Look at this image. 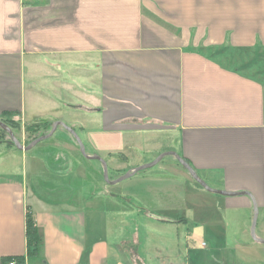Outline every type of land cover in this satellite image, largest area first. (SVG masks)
<instances>
[{"label": "crops", "instance_id": "obj_1", "mask_svg": "<svg viewBox=\"0 0 264 264\" xmlns=\"http://www.w3.org/2000/svg\"><path fill=\"white\" fill-rule=\"evenodd\" d=\"M5 119L77 125L110 180L135 166L129 146L116 152L105 143L137 136L155 153L137 163L172 151L208 185L251 197L204 189L171 152L120 192L107 190L103 202L120 198L121 226H134L130 238L118 236L98 227L103 206L83 193L89 184L72 190L86 169L79 158L66 168L65 189L54 177L65 170L44 169L36 157L17 167L24 150L8 144L0 151V264L14 256H23L15 264H176L173 242L145 246L140 233L187 224L196 206L186 190L247 213L254 200L264 212V0H0ZM66 143L76 153L72 137ZM89 160L96 177L103 163ZM27 213L41 237L33 254Z\"/></svg>", "mask_w": 264, "mask_h": 264}, {"label": "rangeland", "instance_id": "obj_2", "mask_svg": "<svg viewBox=\"0 0 264 264\" xmlns=\"http://www.w3.org/2000/svg\"><path fill=\"white\" fill-rule=\"evenodd\" d=\"M55 121H53V123ZM32 122L25 126L17 121L13 123L17 127L12 128L11 130L13 131L16 139L24 145L32 141L36 138V136L43 135V133L47 134L51 131L53 125L52 123L50 127H47L50 123L47 124L46 122L43 123L40 121ZM72 128L76 131V134L84 147L85 153L81 152L79 144L73 135L59 125L55 129V132H53L49 137L41 139L30 149L22 151L20 158H15L13 162L18 164L17 167H20L21 164L23 167L25 162H30L33 157H36L34 158L36 163L39 166L44 167V169L58 172L65 170L61 175L54 177L64 186L65 189H69L64 182L67 177L70 176L66 171V168H69L72 163L75 166V162L79 158L83 164H86V169L84 170V175L82 173V169H80V173L82 175H80V179L78 180L79 182L72 187V190L79 192L80 187L84 183H88L89 187H82L83 193L88 194L94 199L93 203L95 204L93 207L95 209L98 210L100 206H103L101 212L97 211V213H100L99 215H101L100 218H96L99 223L98 227H103L100 224L104 222L106 225L104 229H109L111 227L117 232L118 236L121 235L123 237L130 238V234H132V236L134 235V226L132 223L128 224V227L125 225L121 226V218L118 216L119 208L122 207L119 205V202L121 201L120 198H117L118 203L112 201V205L110 207L106 201L103 202V199L105 195H107V190L120 192L122 189L121 187H125L130 184L133 179L132 177H135L134 175H137V173L145 170L153 169L155 165L142 168L134 175L129 176L118 183L107 184L108 182L103 176L104 165L103 169L100 168L98 172L99 174L97 173L96 177L94 176V172H91L92 169L90 168V164L93 162L86 156L90 152L89 147H91L90 144H88V139L82 135L80 132L81 129H79L77 125H74ZM4 131L5 130L0 127V144L3 143L0 146V151L6 149L5 145L8 144L12 146V149H16V147L10 143V136ZM69 137H72L73 141L77 143L76 153H71L66 147L68 146L66 141H68ZM135 138L139 137L134 136L128 140L123 139V142L111 141L106 142L105 144L112 151L116 152H119L118 150L123 147L125 149L129 146L128 149L122 150L128 154L130 159L129 165L137 167L139 165L135 164H144L137 163L139 162V159L137 158L138 156L144 154L147 158L154 156L155 153L151 152V146L147 148L146 146H144V148L141 147L140 142H138ZM23 153L26 154L25 157ZM102 154L103 153H101V156ZM168 156L169 155L165 157ZM157 157H154L147 162L149 163L154 161ZM87 171L89 177L85 175ZM21 173V170L18 169L17 175L19 176ZM107 173L108 177L113 176V174L109 172L108 167ZM93 177L96 179L94 184L91 183V178L93 179ZM186 177L191 179L188 173ZM210 182L213 184V187L209 185L210 188L216 189L214 188L216 183H213V181ZM207 195L208 196H205V198L195 196L194 194H191L189 190H186L187 202L191 200L192 204L196 206L192 209L189 222L184 225L174 224L173 226L167 227L162 226L164 225L162 223L159 225L155 224L154 227L150 228L149 232L144 230V233H140V240L145 246H147V244L151 241H157V245H159L160 248L163 242L166 244H168L167 242L169 241L173 242V253L175 254L174 260L176 258V264H182V262H185V264H264V243L256 241L250 231L254 210L249 213L244 210H236V212L233 209L225 207L222 203L223 198L221 196L214 194ZM199 206L202 208H199ZM255 235L258 237L264 236V212L259 209H257ZM104 237L112 239L114 235L105 233ZM151 243L149 245L150 248L147 249V253L150 252L151 256H154L156 250L151 247ZM168 252L169 250H162L161 252H157V254L167 255ZM123 259L128 260L127 264H131L130 259L127 257ZM137 263L144 264V262L140 261H137Z\"/></svg>", "mask_w": 264, "mask_h": 264}, {"label": "water", "instance_id": "obj_3", "mask_svg": "<svg viewBox=\"0 0 264 264\" xmlns=\"http://www.w3.org/2000/svg\"><path fill=\"white\" fill-rule=\"evenodd\" d=\"M61 125L64 129H66L69 133H71V135H73V137L76 139V141L79 144V147L81 149L82 153H85L84 151V147L80 141V139L78 138L76 131L73 130V128L67 124H65L62 121H55L52 125L51 131H49L47 134H43L40 135L38 137H36L35 139H33L32 141H30L28 144L24 145L21 142H19L16 137L13 134V131L11 130L10 127H8L3 121L0 120V127L2 129H4L8 135L10 136V140L11 142L14 144V146L20 150H28L30 149L34 144H36L37 142H39L41 139L47 138L49 137L54 131L55 129ZM172 151L169 152H165V153H161L154 161H151L149 163L143 164V165H139L137 167H135L134 169H132L129 172L124 173L123 175L117 177L116 179L113 180H109L108 178V173H107V166L104 163L103 159L99 156V155H86L88 158H93V159H97L99 161H101L104 165V179L109 183H116L119 182L125 178H128L129 176L134 175L135 173H137L139 170H141L142 168L151 166L156 164L159 160H161L163 158V156H165L168 153H171ZM172 154L175 156L176 160L186 169V171L189 173V175L199 184L201 185L204 189L210 191V192H214V193H219V194H224V195H242V194H246L249 195V193L247 191H237V192H228V191H223V190H219V189H211L210 186L197 174V172L190 166V164L185 161V159H183L182 157H180L179 155H177L175 152H172ZM250 196V195H249ZM251 197V196H250ZM253 200V198H252ZM253 209H254V215H253V219H252V223H251V234L253 236L254 239L261 241L264 243V239H258L255 235V225H256V220H257V205L253 200Z\"/></svg>", "mask_w": 264, "mask_h": 264}, {"label": "trees", "instance_id": "obj_4", "mask_svg": "<svg viewBox=\"0 0 264 264\" xmlns=\"http://www.w3.org/2000/svg\"><path fill=\"white\" fill-rule=\"evenodd\" d=\"M3 114H7V113H3ZM1 121H3L11 129L14 128V127H17V126H15V124H13L15 122L13 120L5 119V120H1ZM37 121H40V122H43V123L45 122L43 120H36V122ZM30 123H26L25 125H29ZM4 132H6V131H4ZM36 137H38V136H36ZM10 143L13 144L11 142V140H10ZM25 233H26V243H27V254H33L38 249V244L41 241V237H40V234L38 232L37 226L34 223V220L32 218L31 213H27V215H26ZM9 258L13 259V260H17L20 263L23 262V256H14V257H9Z\"/></svg>", "mask_w": 264, "mask_h": 264}, {"label": "built area", "instance_id": "obj_5", "mask_svg": "<svg viewBox=\"0 0 264 264\" xmlns=\"http://www.w3.org/2000/svg\"><path fill=\"white\" fill-rule=\"evenodd\" d=\"M8 264H15V261L14 260H11V261H9Z\"/></svg>", "mask_w": 264, "mask_h": 264}]
</instances>
